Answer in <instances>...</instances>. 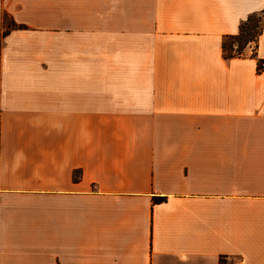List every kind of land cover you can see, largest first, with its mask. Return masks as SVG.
I'll use <instances>...</instances> for the list:
<instances>
[{
    "label": "crops",
    "instance_id": "crops-1",
    "mask_svg": "<svg viewBox=\"0 0 264 264\" xmlns=\"http://www.w3.org/2000/svg\"><path fill=\"white\" fill-rule=\"evenodd\" d=\"M255 12L0 0V264H264Z\"/></svg>",
    "mask_w": 264,
    "mask_h": 264
},
{
    "label": "trees",
    "instance_id": "trees-1",
    "mask_svg": "<svg viewBox=\"0 0 264 264\" xmlns=\"http://www.w3.org/2000/svg\"><path fill=\"white\" fill-rule=\"evenodd\" d=\"M263 19L262 12L252 13L240 24L237 35L225 37L223 41V54L225 59L242 58L248 46L253 45L256 50L259 36L262 34ZM163 200L165 198L156 199L157 202Z\"/></svg>",
    "mask_w": 264,
    "mask_h": 264
},
{
    "label": "built area",
    "instance_id": "built-area-1",
    "mask_svg": "<svg viewBox=\"0 0 264 264\" xmlns=\"http://www.w3.org/2000/svg\"><path fill=\"white\" fill-rule=\"evenodd\" d=\"M258 64H259L258 72L264 70V61H260Z\"/></svg>",
    "mask_w": 264,
    "mask_h": 264
},
{
    "label": "rangeland",
    "instance_id": "rangeland-1",
    "mask_svg": "<svg viewBox=\"0 0 264 264\" xmlns=\"http://www.w3.org/2000/svg\"><path fill=\"white\" fill-rule=\"evenodd\" d=\"M253 46V45H252Z\"/></svg>",
    "mask_w": 264,
    "mask_h": 264
}]
</instances>
